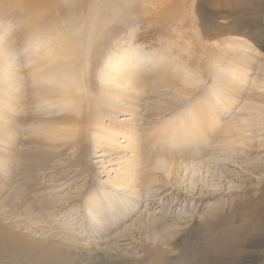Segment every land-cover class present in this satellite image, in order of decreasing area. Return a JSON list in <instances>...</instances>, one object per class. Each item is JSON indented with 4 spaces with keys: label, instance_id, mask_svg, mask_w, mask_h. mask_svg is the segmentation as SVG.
Here are the masks:
<instances>
[{
    "label": "rangeland",
    "instance_id": "1",
    "mask_svg": "<svg viewBox=\"0 0 264 264\" xmlns=\"http://www.w3.org/2000/svg\"><path fill=\"white\" fill-rule=\"evenodd\" d=\"M122 2L117 20H99L88 80L98 93L110 73L105 64L121 48L159 53L150 66H134L148 82L140 90L138 113L128 116L137 125L136 145L142 149L133 184L123 192L109 180L121 175L120 161L134 151L105 153L95 147L92 125L77 143L51 148L57 156L34 177L19 164L0 166V264H264V106L245 100L255 90L253 83L264 80V0ZM86 3L0 0V127L16 115L18 149L24 139L47 137L33 119L47 108L37 98L39 81L31 78L30 62L23 58V20L31 13L76 17ZM166 57L181 71L174 81L192 83L191 95L156 82ZM239 57L251 61L238 77L242 93L223 108L202 144L167 145L153 135L160 120H179L196 98L210 94L214 76L229 77ZM250 117L255 125L237 143L229 142L223 127ZM0 130L1 146L7 129ZM120 138L121 147L128 144ZM102 190L122 199L134 190L140 203L127 217L102 224L87 206L95 196L106 205Z\"/></svg>",
    "mask_w": 264,
    "mask_h": 264
},
{
    "label": "bare ground",
    "instance_id": "2",
    "mask_svg": "<svg viewBox=\"0 0 264 264\" xmlns=\"http://www.w3.org/2000/svg\"><path fill=\"white\" fill-rule=\"evenodd\" d=\"M65 1L68 5L76 7V5L84 4L87 0ZM74 16L42 17L39 14L31 13L23 20L24 30L27 34L25 44L27 49L23 53V58L30 62L28 67L31 78L39 81L37 98L47 108L42 116H34L33 119L39 125V127L37 126L39 131L47 134V137L44 140L24 139L21 148L18 149L17 132L14 128L19 120L15 117L16 115H9L7 123L0 127L8 131H5L2 136L0 166L19 164V168L34 177L38 171L44 169L52 155L57 156V152L49 151L51 148H62L77 143L83 136H86L85 130L92 125L91 133L95 147L101 148L105 153L117 151L119 148H124L125 151H134L133 155L120 161L121 175L109 180L116 189L119 188L124 192L133 184L135 169L142 159V149L136 145V141L139 140L137 139V125L132 123L128 116L129 114L135 116L138 113L143 97V92L140 90H144V82L147 80L145 81V75L139 74L134 67L137 65L136 61L129 58L125 61L127 67L123 71L113 72L110 70L111 74L104 75L103 79L107 83L100 86L98 93L94 94L91 82L89 83L88 80L89 61L90 53L93 50V34L99 33L102 26L98 21L94 31L86 30L76 35L72 25L67 22ZM121 50L118 56L129 52L128 48H121ZM168 57L164 59L160 69L156 67L159 69L156 82L159 85L173 84L172 86L179 87L186 96L191 95L192 83L183 80V84H180L178 82L182 80L181 78L177 79L178 82L174 81V77L180 75L181 71L179 73L176 69L175 60ZM250 66L251 61L248 58L239 57L234 61L233 73L229 77L218 80L217 76H214L213 89L210 94L196 98L192 102L191 108L183 112L179 120H158L159 123L155 130L152 129L153 135L167 145L176 143L185 146L190 143L193 147H198L204 142L206 133L217 127L223 108L230 101L240 97L242 92L239 89L243 87V83L238 81V77L240 74H245ZM104 70H109L107 63ZM253 86L255 90L246 97V103H250L252 107L264 106V80H256ZM12 104L14 105V103ZM52 106L57 108L52 110ZM216 110L220 113H216ZM256 121L250 117L245 120V123L241 121L229 122L225 125V129L224 127L222 129L223 135L224 133L225 135L229 134L232 138L229 142L237 143L239 138L243 137L255 125ZM122 135L129 142L121 147L119 139ZM114 187L113 189H115ZM112 190H102L101 192L106 198V205L101 202L102 199L98 196L87 200V206L91 213L97 222L102 224L115 218L127 217L140 203L139 193L134 191L135 189L128 190V195L123 199L115 196L116 193ZM23 196L24 194L22 195L23 202L26 203L27 198ZM2 202L0 200V204ZM13 206L19 207L15 204ZM7 226L9 225H5V227ZM13 232L11 231V233ZM72 250V247L68 246L67 254H71Z\"/></svg>",
    "mask_w": 264,
    "mask_h": 264
},
{
    "label": "clouds",
    "instance_id": "3",
    "mask_svg": "<svg viewBox=\"0 0 264 264\" xmlns=\"http://www.w3.org/2000/svg\"><path fill=\"white\" fill-rule=\"evenodd\" d=\"M122 0H87L84 11L76 17L70 18V23L76 35L84 31H94L97 22L104 18L105 21H115L119 18V13L123 10ZM159 56L155 50L143 49L139 46L121 56L111 57L107 62V67L113 72L123 71L127 64L126 60H135L139 66H150Z\"/></svg>",
    "mask_w": 264,
    "mask_h": 264
}]
</instances>
